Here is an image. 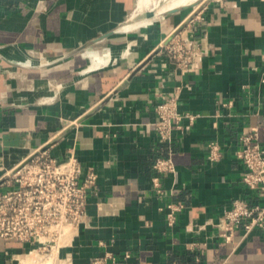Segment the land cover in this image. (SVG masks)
Instances as JSON below:
<instances>
[{"label": "crops", "instance_id": "obj_1", "mask_svg": "<svg viewBox=\"0 0 264 264\" xmlns=\"http://www.w3.org/2000/svg\"><path fill=\"white\" fill-rule=\"evenodd\" d=\"M138 2L0 0V175L42 145L58 160L74 153L82 178L97 175L84 221L51 264L107 252L119 264H264V230L239 228L227 242L217 225L236 199L264 204L236 156L255 127L264 146V0H201L126 30ZM200 11L188 37L202 68L182 74L156 47ZM175 93L182 120L164 142L156 106ZM160 157H172L175 174L155 171ZM169 201L184 204L172 226ZM36 246L2 240L0 264H50L29 258Z\"/></svg>", "mask_w": 264, "mask_h": 264}, {"label": "built area", "instance_id": "obj_2", "mask_svg": "<svg viewBox=\"0 0 264 264\" xmlns=\"http://www.w3.org/2000/svg\"><path fill=\"white\" fill-rule=\"evenodd\" d=\"M202 17L201 11L190 14L185 28L176 29L156 47L182 74L201 71L203 52L199 41L188 37V28H193ZM177 94L166 97L156 106L154 125L164 142H172L175 124L182 120ZM224 104L231 105L232 102ZM189 118L192 122L195 115H189ZM220 156L218 143L210 142L208 159L216 161ZM236 156L246 168L242 177L244 183L250 189L264 193V146L259 140L257 127L239 136ZM153 167L160 175L176 173L172 157L157 158ZM96 180L97 175L92 171L82 178V166L74 153L65 160H58L45 145L33 149L0 175V242L8 239L32 242L37 246L31 253L37 251L40 260L53 263L60 249L73 241L84 221L88 197ZM153 189L156 195L166 194L158 175L153 177ZM183 208L180 201H169L161 207L166 212L168 225L175 224ZM217 225L221 237L227 242L233 239L239 228L245 233L264 230V204L236 199ZM130 256L131 253L126 252L123 258ZM120 259L107 252L81 264H119Z\"/></svg>", "mask_w": 264, "mask_h": 264}, {"label": "bare ground", "instance_id": "obj_3", "mask_svg": "<svg viewBox=\"0 0 264 264\" xmlns=\"http://www.w3.org/2000/svg\"><path fill=\"white\" fill-rule=\"evenodd\" d=\"M151 1L152 0H139L138 6L136 8L137 10L135 12L137 13V11H139L143 7L149 6L151 4ZM200 1L201 0H171L170 2L167 1L164 5H162V7L159 8L157 14L163 15V14H166V13H168L169 11H171L173 9H178V8H183V7H187V6L197 5L198 3H200ZM184 9H186V8H184ZM136 13H134V14H136ZM142 22L146 23V20H144V21H134L131 24H127L124 27V29L127 30V29H131V28H135V27L139 26V24H141Z\"/></svg>", "mask_w": 264, "mask_h": 264}, {"label": "rangeland", "instance_id": "obj_4", "mask_svg": "<svg viewBox=\"0 0 264 264\" xmlns=\"http://www.w3.org/2000/svg\"><path fill=\"white\" fill-rule=\"evenodd\" d=\"M167 1L170 2L171 0H152L151 4L149 6L143 7L142 9L137 11V13L135 12L136 14H134V17L131 19V21H129V23H132L134 21H138L139 19H142V18L146 19V23H148L149 21H153V20L159 19L160 17H162L165 14H163V15L157 14L158 10ZM193 6H195V5H193ZM143 23L144 22H142V24ZM33 253H35V252H33ZM33 253L29 256V258H31L34 255ZM37 258H39L38 255H37Z\"/></svg>", "mask_w": 264, "mask_h": 264}, {"label": "water", "instance_id": "obj_5", "mask_svg": "<svg viewBox=\"0 0 264 264\" xmlns=\"http://www.w3.org/2000/svg\"><path fill=\"white\" fill-rule=\"evenodd\" d=\"M192 6H193V5H192ZM183 8H185V7H183ZM180 9H182V8H179V9H173V10L169 11L168 13H166L165 15L171 14V13H173V12H175V11L180 10ZM165 15H163V16H165ZM163 16H162V17H163ZM160 18H161V17H160ZM44 65H46V64H44Z\"/></svg>", "mask_w": 264, "mask_h": 264}]
</instances>
